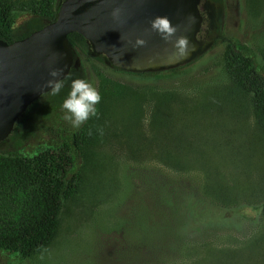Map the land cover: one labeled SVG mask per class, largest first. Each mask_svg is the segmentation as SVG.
Wrapping results in <instances>:
<instances>
[{
	"label": "rangeland",
	"instance_id": "1",
	"mask_svg": "<svg viewBox=\"0 0 264 264\" xmlns=\"http://www.w3.org/2000/svg\"><path fill=\"white\" fill-rule=\"evenodd\" d=\"M200 12L203 21L196 35L201 45L170 76L116 72L91 47L88 56L74 50L77 66L63 88L82 78L98 89L97 73L103 72L130 92H179L195 102H186L191 109L177 107L173 120L160 128L154 121L149 124L144 106L140 124L129 117L130 104L118 106L119 124L112 127L115 132L91 140L82 187L63 203L47 248L23 258L0 252V264H264V129L222 65L224 40L233 39L251 49L264 75V0H201ZM202 92L214 94L202 98ZM186 123L194 125L183 130L180 125ZM170 124L175 130L169 134ZM187 133L194 135L190 143ZM8 144L7 139L0 148ZM138 147L141 155H136ZM160 156L179 161L198 188L186 187L187 173L165 170L173 183L182 184L174 214L185 243L182 260L172 256L173 248L155 247L162 222L155 197L139 176L142 166L150 167Z\"/></svg>",
	"mask_w": 264,
	"mask_h": 264
},
{
	"label": "trees",
	"instance_id": "2",
	"mask_svg": "<svg viewBox=\"0 0 264 264\" xmlns=\"http://www.w3.org/2000/svg\"><path fill=\"white\" fill-rule=\"evenodd\" d=\"M58 4L59 0H0V39L12 43L51 22L56 16ZM22 16L24 18L18 21ZM66 36L78 55L91 54L83 36L74 32ZM224 42L223 70L248 97L255 122L264 129V75L255 65L250 48L233 39ZM178 67L175 65L138 73L160 78L176 73ZM113 70L123 73L119 69ZM97 79L102 97L96 106L98 116L91 117L79 128H73L63 119L62 110L70 87L61 90L62 96L46 93L26 106L7 138L8 147L0 148L1 253L23 258L40 254L47 248L57 233L63 203L73 199L82 187V169L88 161L87 148L91 140L106 135L110 130L115 132L112 127L119 124L118 106L130 104L132 111L129 117L139 124L141 121L138 117L144 106L149 110V124L154 121L156 128L169 124L177 107H192L186 103L192 101L178 96L179 92H130L128 85L110 79L103 72L97 73ZM212 93L202 92V98H209ZM175 100H179L180 104L174 103ZM207 110L208 107H204V111ZM186 115L190 116L191 113L186 112ZM193 125L186 123L180 126L183 130H189ZM174 127L173 124L170 127L172 130L167 132L172 133ZM193 137V134H186L188 143L192 142ZM141 149L137 148L139 154L134 153L133 148H129V152L141 155ZM155 159L150 167L142 166L143 174H139L143 186L155 197L154 207L162 222L160 230L156 228L158 238L155 247L173 248L172 256L182 260L184 253L181 246L185 243L178 233L179 224L174 217L180 203L178 189L182 184L173 183L164 172L168 169L179 175L187 173L188 179H184V182L194 191L196 181L189 170H181L183 166L179 161L163 156ZM260 209L264 215V194ZM134 253L136 262H139L140 254L136 250Z\"/></svg>",
	"mask_w": 264,
	"mask_h": 264
},
{
	"label": "water",
	"instance_id": "3",
	"mask_svg": "<svg viewBox=\"0 0 264 264\" xmlns=\"http://www.w3.org/2000/svg\"><path fill=\"white\" fill-rule=\"evenodd\" d=\"M201 0H61L51 22L12 43L0 39V144L7 140L20 115L34 100L51 91L43 85L51 68H63L59 79L77 66L67 34L83 36L92 50L119 70L156 71L185 63L201 45L196 33L202 23ZM120 8L119 20L110 13ZM156 16L178 25L177 36H187L189 54L177 58L171 44L150 30ZM194 21V22H193ZM136 38L146 46L133 50ZM175 37H173V40ZM59 54L60 58L53 63Z\"/></svg>",
	"mask_w": 264,
	"mask_h": 264
},
{
	"label": "clouds",
	"instance_id": "4",
	"mask_svg": "<svg viewBox=\"0 0 264 264\" xmlns=\"http://www.w3.org/2000/svg\"><path fill=\"white\" fill-rule=\"evenodd\" d=\"M121 9L114 8L110 15L113 19L119 20ZM194 22V21H193ZM150 30L155 32L166 43L171 44L174 50V55L177 58H184L189 54L192 48L187 36H177L179 26L173 25L167 16H156L150 22ZM173 37L175 39L173 40ZM147 41L142 38H136L132 44L133 50L143 48ZM60 58L57 54L53 59V63ZM63 74V68H51L48 75L51 77L44 85L45 88H50L48 92L51 95H58L65 85L68 77L65 75L63 79H59ZM102 97L95 85L85 79L76 78L71 81L70 91L62 104L64 112L63 119L71 124L73 128L81 127L91 117L98 116L97 105L101 102Z\"/></svg>",
	"mask_w": 264,
	"mask_h": 264
},
{
	"label": "flooded vegetation",
	"instance_id": "5",
	"mask_svg": "<svg viewBox=\"0 0 264 264\" xmlns=\"http://www.w3.org/2000/svg\"><path fill=\"white\" fill-rule=\"evenodd\" d=\"M202 19H203V17H202ZM203 21V20H202Z\"/></svg>",
	"mask_w": 264,
	"mask_h": 264
}]
</instances>
